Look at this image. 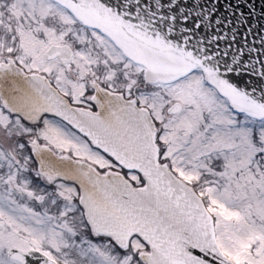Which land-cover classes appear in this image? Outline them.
<instances>
[{
	"label": "snow or ice",
	"instance_id": "snow-or-ice-1",
	"mask_svg": "<svg viewBox=\"0 0 264 264\" xmlns=\"http://www.w3.org/2000/svg\"><path fill=\"white\" fill-rule=\"evenodd\" d=\"M0 264H264V0H0Z\"/></svg>",
	"mask_w": 264,
	"mask_h": 264
}]
</instances>
